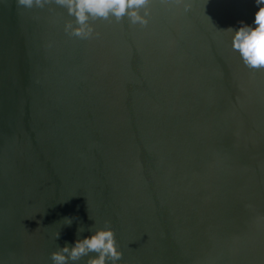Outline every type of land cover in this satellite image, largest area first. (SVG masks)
<instances>
[{"label": "water", "instance_id": "1", "mask_svg": "<svg viewBox=\"0 0 264 264\" xmlns=\"http://www.w3.org/2000/svg\"><path fill=\"white\" fill-rule=\"evenodd\" d=\"M185 3L80 38L64 7L0 0V264L104 227L116 264H264V68L225 31L258 6Z\"/></svg>", "mask_w": 264, "mask_h": 264}, {"label": "clouds", "instance_id": "2", "mask_svg": "<svg viewBox=\"0 0 264 264\" xmlns=\"http://www.w3.org/2000/svg\"><path fill=\"white\" fill-rule=\"evenodd\" d=\"M18 7L27 9L44 8L45 5L55 4L67 9L70 16L75 18L76 26L71 22L65 24V31L72 36L89 38L94 29L89 20L109 19L114 16L117 21L128 17L132 24L147 25V5L150 0H16ZM177 4H184L185 11L191 8L185 0H175ZM258 10L255 13L253 24L241 22L238 30L229 28L225 31L233 32L232 47L238 51L245 66L250 69L264 68V0H255ZM145 9L141 15L140 10ZM254 25V26H253ZM66 225H71L72 220L65 218ZM108 224L109 222H105ZM85 229L80 227L78 232ZM60 233L56 234V239ZM95 254L94 256L91 254ZM88 257L85 264H116L122 257L118 250L115 233L111 227L98 228L91 235L77 239L74 245L65 244L57 251L51 253L53 264H69L78 262Z\"/></svg>", "mask_w": 264, "mask_h": 264}]
</instances>
